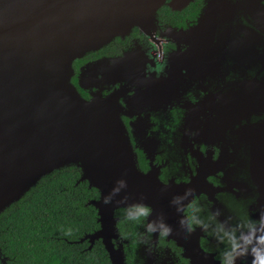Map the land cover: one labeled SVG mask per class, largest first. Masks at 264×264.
Segmentation results:
<instances>
[{
    "label": "flooded vegetation",
    "instance_id": "1",
    "mask_svg": "<svg viewBox=\"0 0 264 264\" xmlns=\"http://www.w3.org/2000/svg\"><path fill=\"white\" fill-rule=\"evenodd\" d=\"M72 68L70 81L83 98L116 95L140 172L155 171L166 185L201 182L193 197L202 208L218 210L221 221L233 223L228 218L237 205L259 219L264 96L255 107L251 92L253 85L264 88V0H190L180 9L164 4L151 27L131 28L73 60ZM208 68L218 74H208ZM126 210L134 208L115 210L116 236L109 238L126 264H196L175 234L179 220L164 221L171 236H154L149 249L136 243L135 234L143 229L124 219ZM97 225L71 242L84 245L83 252L103 246L101 238H85L100 229L98 214ZM186 241L204 253L197 264H219L220 246L209 233L197 228Z\"/></svg>",
    "mask_w": 264,
    "mask_h": 264
},
{
    "label": "water",
    "instance_id": "2",
    "mask_svg": "<svg viewBox=\"0 0 264 264\" xmlns=\"http://www.w3.org/2000/svg\"><path fill=\"white\" fill-rule=\"evenodd\" d=\"M189 1L0 0V212L42 176L75 165L79 180L99 192L89 204L100 229L85 238L102 239L110 264H126L109 239L116 236V209L144 204L155 218L181 220L176 208L200 192L201 182L166 185L155 171L140 172L116 95L87 100L70 79L73 60L133 27H151L164 4L180 9ZM252 87V106H261L264 88ZM121 180L126 187L103 203ZM175 234L186 256L204 262L185 232Z\"/></svg>",
    "mask_w": 264,
    "mask_h": 264
},
{
    "label": "trees",
    "instance_id": "3",
    "mask_svg": "<svg viewBox=\"0 0 264 264\" xmlns=\"http://www.w3.org/2000/svg\"><path fill=\"white\" fill-rule=\"evenodd\" d=\"M80 176L75 165L55 169L0 212V250L7 263L109 264L102 245L83 252L84 245L71 242L98 226L89 201L99 192L78 182Z\"/></svg>",
    "mask_w": 264,
    "mask_h": 264
},
{
    "label": "clouds",
    "instance_id": "4",
    "mask_svg": "<svg viewBox=\"0 0 264 264\" xmlns=\"http://www.w3.org/2000/svg\"><path fill=\"white\" fill-rule=\"evenodd\" d=\"M117 184L118 187L113 188L112 193L103 199V203H111L112 195L119 194L121 189L126 187V182L123 180L118 181ZM187 196H192V193L187 192ZM199 201V198L193 197L183 208H176L177 213L182 217L179 221L181 231L190 235L199 228L209 233L220 246L219 264H236L237 260L248 257L251 258L250 264H264V212L260 213L259 219H253L246 207L237 205L232 216L228 218L234 222L229 224L227 221L218 219L220 215L218 210L211 212L204 206L202 208L199 206ZM178 202L176 197L170 201L172 205ZM132 207L134 211L126 210L124 219L135 221L142 227L143 230L135 234L136 243L151 249L154 236L158 235L162 240L171 236L172 228L164 222L162 216L154 220L149 219L152 212L150 206L136 204ZM201 211L206 212L207 215H198ZM3 258L5 262L2 261ZM0 261L2 264H9L4 256Z\"/></svg>",
    "mask_w": 264,
    "mask_h": 264
},
{
    "label": "rangeland",
    "instance_id": "5",
    "mask_svg": "<svg viewBox=\"0 0 264 264\" xmlns=\"http://www.w3.org/2000/svg\"><path fill=\"white\" fill-rule=\"evenodd\" d=\"M207 73L209 74V72H215V70L213 69V68H208L207 70ZM209 71V72H208ZM197 74V73H196ZM218 73L217 72H215V75H217Z\"/></svg>",
    "mask_w": 264,
    "mask_h": 264
}]
</instances>
